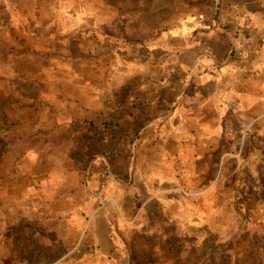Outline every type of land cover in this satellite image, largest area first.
<instances>
[{"label": "rangeland", "instance_id": "rangeland-1", "mask_svg": "<svg viewBox=\"0 0 264 264\" xmlns=\"http://www.w3.org/2000/svg\"><path fill=\"white\" fill-rule=\"evenodd\" d=\"M188 4L0 0V264H264V133L159 129Z\"/></svg>", "mask_w": 264, "mask_h": 264}, {"label": "crops", "instance_id": "crops-1", "mask_svg": "<svg viewBox=\"0 0 264 264\" xmlns=\"http://www.w3.org/2000/svg\"><path fill=\"white\" fill-rule=\"evenodd\" d=\"M217 4L216 0H189L185 14L160 35L159 51L176 54L175 60L165 58L159 63L160 99L173 98L178 104L165 113L158 110L156 118L159 129L192 136L214 130L211 120L222 122L227 146L237 142L242 147L248 127L264 133V0H219ZM233 52L247 56L232 58L228 54ZM183 55L194 57L188 61ZM173 84L184 88L166 94ZM150 101L156 100L148 98L150 107L145 111L153 115L158 103ZM240 135L243 141L238 140ZM259 141L264 142L262 137Z\"/></svg>", "mask_w": 264, "mask_h": 264}, {"label": "built area", "instance_id": "built-area-1", "mask_svg": "<svg viewBox=\"0 0 264 264\" xmlns=\"http://www.w3.org/2000/svg\"><path fill=\"white\" fill-rule=\"evenodd\" d=\"M241 55V53H239ZM261 55L264 57V38L261 40Z\"/></svg>", "mask_w": 264, "mask_h": 264}]
</instances>
